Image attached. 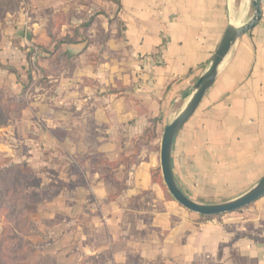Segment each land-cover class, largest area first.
Here are the masks:
<instances>
[{
    "label": "crops",
    "instance_id": "obj_1",
    "mask_svg": "<svg viewBox=\"0 0 264 264\" xmlns=\"http://www.w3.org/2000/svg\"><path fill=\"white\" fill-rule=\"evenodd\" d=\"M25 4L0 23V90L28 101L0 128V168L36 175L27 207L38 254L53 264H264L262 199L201 221L153 178L158 140L128 159L133 139L155 121L158 132L186 103L232 21L231 0H106L108 16L96 12L109 36L101 62L97 40L88 44L76 27L90 12L81 0ZM249 11L245 5L239 22H248ZM60 14L64 39L52 58L50 22ZM87 33L96 39L99 31ZM32 48L48 55L41 88L29 86ZM172 167L181 190L205 204L232 201L264 178L260 24L238 40L177 135ZM3 225L0 218V234Z\"/></svg>",
    "mask_w": 264,
    "mask_h": 264
},
{
    "label": "water",
    "instance_id": "obj_2",
    "mask_svg": "<svg viewBox=\"0 0 264 264\" xmlns=\"http://www.w3.org/2000/svg\"><path fill=\"white\" fill-rule=\"evenodd\" d=\"M232 2V21L212 57L209 66L193 86L192 92L179 113L165 126L160 145V168L165 187L174 201L186 211L202 217H217L239 212L264 197V178L242 196L220 204H205L189 198L179 187L172 167V150L177 135L192 118L205 95L215 84L233 47L248 31L260 22L261 8L258 0H249L253 17L248 22L237 19L235 0Z\"/></svg>",
    "mask_w": 264,
    "mask_h": 264
},
{
    "label": "trees",
    "instance_id": "obj_3",
    "mask_svg": "<svg viewBox=\"0 0 264 264\" xmlns=\"http://www.w3.org/2000/svg\"><path fill=\"white\" fill-rule=\"evenodd\" d=\"M3 19V18H2ZM17 112L26 108V103L3 101L0 97V126L7 123L12 107ZM158 140L156 122L146 129L142 136L135 140L134 157L139 155L143 146H148ZM159 151V148H157ZM18 165H11L0 170V217L3 218V228L0 234V264H51L49 256L36 254L29 238L33 235L31 214L27 210L29 203V188L26 176L21 173ZM153 178L161 182L160 169L153 172ZM217 217H202L210 221ZM95 263V260H84L80 264Z\"/></svg>",
    "mask_w": 264,
    "mask_h": 264
},
{
    "label": "rangeland",
    "instance_id": "obj_4",
    "mask_svg": "<svg viewBox=\"0 0 264 264\" xmlns=\"http://www.w3.org/2000/svg\"><path fill=\"white\" fill-rule=\"evenodd\" d=\"M89 1H90V3L87 0H81V2L86 4V7L90 8V12L89 11H87V12L83 11V13L80 15L81 18L76 23V25H77L76 27H78V29L81 28L83 30V32L85 33L83 37H84L85 41L88 42V44H92V43H94V40H97V44H98V47H99L100 51L96 54V61L97 62H101V60H103V58H102L103 51L102 50L105 49V43L109 39V36L105 32L106 25H103V23H101V21L98 20L97 16H98L99 13H96V12H102L103 15L108 16L107 12L111 11V9H109V6H107L106 0H98L97 3H94L93 0H89ZM21 3H23L22 6H21ZM19 5H20V8H25L26 7L25 0H0V23H5V18L7 17V13L16 11V9L19 7ZM245 5L250 8L249 15H248V17H246V20H244V21H248V20H250L253 17V14H254L253 8L250 5L249 0H237V8H236L237 12L236 13H237V17L238 18L242 17L244 15V6ZM241 14H242V16H241ZM60 17L61 18H59L57 23L54 20L50 22L49 31L52 33V29H56L55 35H51L52 36L51 37L52 41L56 45L53 48V50L51 52H49V54H48L52 58H53V56H57L56 53H57V51L59 49L60 41H62L64 39V38L62 39L61 36L59 37V33H60V30L62 29L63 25H65V23L67 21L65 20V17L62 16V14H60ZM55 20H57V19H55ZM111 23L112 22H110L109 24H111ZM25 27H26V25H25ZM108 28L111 29L110 26H108ZM91 30H98L99 31L98 36H97L96 39H94V38L91 39L89 34L87 33V32H89ZM66 40L68 41V39H66ZM75 40L77 41V38H75ZM36 52H37V54H36V57H35V61H33V57L35 56V50H33V48H32V50L28 53V62H29L30 71L34 73L33 75H31L30 85L29 86L31 87V85H33L35 87L41 88V87H43L46 84L45 82L47 81V76H46L45 72L43 71V69L41 68L40 64H41V62L44 59L47 58L48 55L47 54L43 55L41 50H40V48H39V50L37 49ZM60 54H63L62 51L60 52ZM56 60H58V59H56ZM0 97L3 98V101L6 100L8 102H14V101L19 102L22 99L26 103V107H27L28 101L26 99L25 93L24 94H20V95L12 96L11 93H9L8 90L1 89L0 90ZM181 105H182V103L178 106V108H175L174 116H172V119L175 117V114L179 113V111L183 107V106L181 107ZM19 113L20 112H17L16 108L13 106L11 111H10L7 123L5 125H3V126H0V128L8 125L9 121L11 120V118L14 115L19 114ZM155 122H156V133L158 134V143L161 145V138H162L165 126L168 123L164 124L162 121H160L159 130L157 132L158 121H155ZM138 138L139 137H136L135 139L132 140V147H131L132 149L130 150V155H129L130 157H128L130 162L131 161L133 162L134 158H136L133 155H134L135 146H136L135 145V140H137ZM139 154H140V152H139ZM8 167H10V166H8ZM8 167L0 168V170L8 168ZM19 167H20V170L22 171L21 173H23L26 176V181H27L28 188H29L28 196L30 197L28 205H30L31 203H33L35 201V199H33L32 197H33V195L36 194L35 190L39 186V183L35 182L33 180V178L36 177L34 172H32L29 169L23 168L21 166H19ZM159 169H160V177H161V182L160 183H161V186H162V188L164 190V193L171 200H174L171 197V195L169 194L167 188L164 185L163 178H162V173H161V168H159ZM154 171L155 170H153V172ZM31 183H34V185H30ZM27 210H28V207H27ZM195 216L200 217L198 215H195ZM1 219H3V218H1ZM201 221H204V220H201ZM32 230H33V225H32ZM33 249L35 250L36 254H38V250L35 247H33ZM49 260H50L51 264L54 263L53 259L51 257H49Z\"/></svg>",
    "mask_w": 264,
    "mask_h": 264
},
{
    "label": "built area",
    "instance_id": "obj_5",
    "mask_svg": "<svg viewBox=\"0 0 264 264\" xmlns=\"http://www.w3.org/2000/svg\"><path fill=\"white\" fill-rule=\"evenodd\" d=\"M260 8H261V16H260V22L259 24L264 28V0H258ZM37 49H35V56L33 57V61H35V57L37 54ZM262 200L264 201V197L262 198Z\"/></svg>",
    "mask_w": 264,
    "mask_h": 264
},
{
    "label": "bare ground",
    "instance_id": "obj_6",
    "mask_svg": "<svg viewBox=\"0 0 264 264\" xmlns=\"http://www.w3.org/2000/svg\"><path fill=\"white\" fill-rule=\"evenodd\" d=\"M243 14V13H242ZM242 14H241V16H242Z\"/></svg>",
    "mask_w": 264,
    "mask_h": 264
}]
</instances>
